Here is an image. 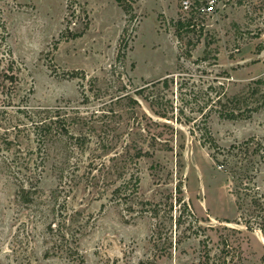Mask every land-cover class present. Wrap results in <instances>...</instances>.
Returning a JSON list of instances; mask_svg holds the SVG:
<instances>
[{
  "label": "rangeland",
  "instance_id": "obj_1",
  "mask_svg": "<svg viewBox=\"0 0 264 264\" xmlns=\"http://www.w3.org/2000/svg\"><path fill=\"white\" fill-rule=\"evenodd\" d=\"M0 15V264H198L225 235L234 264H264L237 186L254 160L243 181L264 201V106L219 112L264 95V0L189 28L179 0H0Z\"/></svg>",
  "mask_w": 264,
  "mask_h": 264
},
{
  "label": "trees",
  "instance_id": "obj_2",
  "mask_svg": "<svg viewBox=\"0 0 264 264\" xmlns=\"http://www.w3.org/2000/svg\"><path fill=\"white\" fill-rule=\"evenodd\" d=\"M116 1L125 11H129V9L131 8L133 0H116ZM2 25H3V21H2L1 15H0V30H1ZM187 28H189V27H187ZM73 74H75V73H73ZM11 78L13 80H15L16 77L14 74H11ZM170 81L171 80L166 77L162 81L153 82L152 85L162 83V85L164 87H167L169 85ZM262 83H264V79H261V78L254 81L255 87H253L252 91L250 92L251 96H255V94L260 92L259 86ZM145 88L146 87L142 88V90H141L142 94L144 93ZM84 96H85V99L88 98L85 94H84ZM129 98H131V97H129ZM142 98L148 102L149 107L153 110V112L157 116H159L160 118L170 119V117L168 115L169 110L166 107V104H164V105L161 104L162 101H161V99H159L160 97H157V96L149 97L147 95H143ZM255 100H258V98H255ZM247 104H249V103L247 101L246 96H242V95L235 96L233 99H231V109H225L226 105L223 107H221V105H220V109H219L220 116L227 118V119H235V118L242 117V116H250L251 112L257 111L258 109H260L261 107L264 106V95H262V99H261L260 103H257L256 105L250 106V107H248ZM27 114L30 116V118L34 119V116L38 115L39 112H32L31 111V113L27 112ZM48 118H49V116L45 117V121L42 122L43 126H45V127L47 126L46 123H47ZM33 121H34V123H37L35 120H33ZM49 121H51V117H50ZM41 128H43V127H41ZM39 132H40L39 133L40 140L43 142L44 138L47 136V134L51 132V129H49V130L40 129ZM57 133L71 137L69 130L67 128L63 127L62 125H61L60 131H58ZM205 134L207 136V139H205V140L206 141L208 140L211 143H213V138H212L210 132L208 130H206ZM139 152H140V154H144V152H142V151H139ZM254 168H255V161L252 159H249L248 162H245L244 165L240 166V168H239L240 170L238 169L239 170V176L237 177V178H239L238 180H240V182L237 184V186H239V188H238L239 189V195L242 197V200L247 199L248 196H250L249 199H247L249 206H250V208H249L250 217H248L247 219L244 220L246 228L248 230H254L255 228H258L264 235V201L262 200L261 195L260 196L258 195L257 191H254L253 194L250 192L251 193L250 194L249 189H247V187H246L247 183H245L243 181L244 177L248 178L250 180H253L255 175L252 173L251 170ZM249 171H251V172L249 173ZM256 190H257V188H256ZM238 205L240 208V206H242V203L238 202ZM227 222H229V221H227ZM60 233H61V239L65 240L64 244H62V243L60 244L61 248L63 249V248L68 247L67 251L72 252L71 247H69V245H71V243H72L71 240H74V239L71 238L69 240V238H67V234H68L67 230L64 231L63 229H61ZM202 242L204 243L203 254H202L201 259H200L198 264H234V256L236 253H235V248L233 247V245L231 243L230 236L225 235V236H221V238H219V243L221 244V249H220L221 258H219L218 261H214L211 259L210 248H209L207 242L204 240ZM73 251H76V249H74Z\"/></svg>",
  "mask_w": 264,
  "mask_h": 264
},
{
  "label": "built area",
  "instance_id": "obj_3",
  "mask_svg": "<svg viewBox=\"0 0 264 264\" xmlns=\"http://www.w3.org/2000/svg\"><path fill=\"white\" fill-rule=\"evenodd\" d=\"M228 0H179L182 23L194 27L199 21L216 17ZM188 24V25H187Z\"/></svg>",
  "mask_w": 264,
  "mask_h": 264
}]
</instances>
